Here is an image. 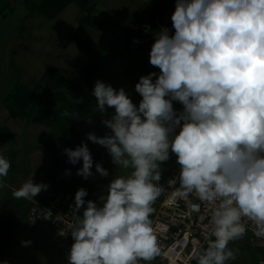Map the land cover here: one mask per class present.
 <instances>
[{
    "label": "clouds",
    "instance_id": "1",
    "mask_svg": "<svg viewBox=\"0 0 264 264\" xmlns=\"http://www.w3.org/2000/svg\"><path fill=\"white\" fill-rule=\"evenodd\" d=\"M171 20L174 35L162 28L150 50L159 75L141 76L135 85L138 106L123 87L95 82L97 111L114 112L102 119L111 133L89 132L87 139L105 147L128 174L116 175L99 203L85 201V188L76 191L75 212L84 210L71 225L67 264H150L161 254L150 217L164 191L162 165L170 153L179 166L176 195L195 193L214 206L197 264L234 260L229 244L246 235L244 218L264 238V0H176ZM173 101L183 105L179 114ZM64 152L73 165L82 159L76 175H93L86 143ZM10 167L0 155V178ZM95 168L109 175L100 163ZM48 187L30 178L12 196L33 200Z\"/></svg>",
    "mask_w": 264,
    "mask_h": 264
},
{
    "label": "rangeland",
    "instance_id": "2",
    "mask_svg": "<svg viewBox=\"0 0 264 264\" xmlns=\"http://www.w3.org/2000/svg\"><path fill=\"white\" fill-rule=\"evenodd\" d=\"M39 1L40 0H18L15 7L19 6L21 9L28 10L29 12H37L39 10L37 9L36 4L40 3ZM125 1L92 0V2H96L101 7L106 8H113L114 6H116V4H122L125 3ZM160 2L165 8L175 10L176 0H160ZM141 4V0H137L129 7L125 5L124 7L128 8L130 11H136L141 8L139 7ZM149 4L150 5L144 7L143 10L149 9V7L153 5V0H150ZM37 13L35 16L38 15ZM40 17L41 18L32 19V21L26 18H21L22 31L20 33L19 39L16 42V38L11 42L10 40L13 36L18 38L15 31L17 30L20 24H18V22L10 16L5 19L4 24L0 27V32L2 33V35H4L3 54L0 58V63L3 72L14 71V74L19 78V83H22L27 87L32 88L33 83L36 82L35 80L40 79L50 67H56L58 69V72L65 78H67V80L72 79L73 81L76 78L75 74L79 76V74L84 70L83 65L87 67L91 65L90 69L92 70V74L94 75L95 72H97L95 76L97 80H100L102 82L104 81L106 84H110L116 90H119L121 87H123L126 93L130 96V98L134 99V104L139 105L140 100L135 96L136 94L133 91L132 87L135 88V85L139 82V78L141 76H146L152 72H155L157 73V75H159L160 72L158 68L152 66L147 60H144L149 59V49H151L149 47H152L155 40L148 41L150 43L147 44L149 46L147 50V45L145 44L148 42H146L137 52L138 55H143V66L142 64H137L134 67L127 69L126 67L128 63L124 58L130 61L138 57V55H129L127 48L124 49V51L119 52L120 56H118V59H116L117 62H119L120 64V67H116V69L118 70V73L116 74H118L119 77H113L111 67L99 64L100 62L98 57L104 60L105 62H108L111 59L109 57L112 54V50H110L111 48L107 49L104 54L96 50L98 43L94 42V40H96L95 37H98L97 33H91V30L87 31V29L83 27L80 29V33L77 34L78 42H70L69 47L65 49L62 44L64 37L59 33L62 31V26H68L69 24L74 25L75 19L71 17L70 13L60 15L52 21L42 16ZM78 24L79 23L77 21L76 26H78ZM122 38L124 40V37ZM104 46L108 47V43L103 42L101 44V47L103 48ZM74 58L75 61L73 62L72 59ZM105 59L109 60L106 61ZM156 78L157 77H153V80H155ZM80 98H83V101H85L87 97L82 95ZM90 98L91 101L95 100L94 102H96V98L94 96ZM69 102H71L70 99L68 103ZM175 102H173V104ZM71 105L72 107H76V105H74L73 103H71ZM31 107L32 106L30 104L29 109H31ZM29 109L27 111H31ZM75 111L77 112L76 109L72 108L62 109L60 110V112L63 113L61 116H52L51 119L47 122L48 124L46 123L48 127L45 130L46 132L49 131V134L43 135L44 142L47 136L50 135V133H53L51 135L54 137V139L61 138L62 135L60 133L66 130L68 124H70L71 122V117H74ZM182 111L183 105L179 102V108L176 112L177 114H179ZM66 112L70 113L71 116L65 115ZM97 114L99 115L100 119L101 117H103V114H101L99 111H97ZM18 120L19 121H15L18 124L22 125V119ZM36 124L37 123L34 124L33 122H31L32 126L27 125L28 128L25 130V127L22 125V131L15 130V132H12L11 137H9L7 133H5V135L2 133V137H4L5 143H3L4 145L1 151L3 152V154H5V156H8L7 158H9V161L11 159H15V161L13 160L14 162L10 161V164H12L10 168H13L15 174L19 172L24 177L30 171L31 164H28L30 156L32 155L30 151L33 149V151L37 152L38 150V143L36 141L37 138L32 135L33 129L35 128L34 126ZM105 128L106 130L104 129L102 133L99 134V136H104L106 134L111 133L110 129H108L106 126ZM96 147H98V145H95V148ZM39 149L44 152V157L48 155V151L50 152V150L45 144L42 148ZM33 158L34 156H32V159ZM96 158L97 157L95 156L93 157V166L91 169L93 175L90 177L86 186L89 189V197L87 201L92 200L94 202L99 203V197L101 195L107 194V185L111 182V180L114 179L116 175H127L128 171L117 169V166L113 164L111 156L108 153L107 149L105 150V152H102V158L99 161L96 160ZM169 159L172 161L173 165L176 164V157L174 154L170 153ZM96 163H100L105 169L108 170L109 175L107 177H101L99 173L96 172ZM166 165L167 161L163 163L162 167H165ZM41 170L37 169L36 172L38 173ZM2 198L3 196L1 195V199ZM25 222V226H27L28 222L26 221V219ZM22 224L23 222L21 223V225ZM21 225L15 231L10 244L4 247L2 253L6 252L8 248L12 247L13 239L16 236L18 237L21 235L19 233L22 227ZM51 234L58 238L57 234H55L54 232H51ZM62 244L63 245L61 246L60 251L56 255L55 260L52 264H67V255L71 248V245L64 241V239H62ZM229 248L234 251L236 258L234 260L228 261V264H255L256 260L261 254V250L257 249L249 241L247 235H245L242 239L231 242L229 244ZM150 264L157 263L153 262Z\"/></svg>",
    "mask_w": 264,
    "mask_h": 264
},
{
    "label": "crops",
    "instance_id": "3",
    "mask_svg": "<svg viewBox=\"0 0 264 264\" xmlns=\"http://www.w3.org/2000/svg\"><path fill=\"white\" fill-rule=\"evenodd\" d=\"M125 1V0H124ZM133 3L137 0H132ZM132 1H125V3L122 4H116L113 8H106L101 7L96 2H92V0H88L86 5L83 6L79 3V1L75 0L67 4L54 18H47L45 15H43L40 11H32L29 12L28 10L21 9L19 6L15 5L17 4L18 0H0V27L4 24L5 19L8 18V16L12 17L14 20L20 24L15 31L17 34V37H12L10 42L13 41L15 38V42L19 39L20 33H21V18L29 19L32 21V19L41 18L40 16L48 19V20H54L60 15L70 13L71 17L75 19L74 25L69 24L68 26H62V31L59 33L60 35H63L64 39L62 41L63 47L66 49L69 47L70 42H78L77 34H79L81 28L87 29V31L91 30V33H97L98 37H95L96 40L94 42L98 43V46L96 47V50L100 53H105L107 49L112 50V54L110 55L109 59H105L108 62H105L101 58L99 59L100 65H105L111 67V71L113 72L112 76L116 77L119 75L116 67L119 66V62H117V57L120 56L121 51H124L127 46L128 42V34H129V24L136 20L138 17V14L143 10L144 7L149 6L150 0H141L142 4L139 6L141 7L139 10L136 11H130L128 8L132 5ZM156 1L158 3V0H153V5L149 7L154 8L156 7ZM39 2H42L40 0ZM78 4V5H77ZM36 13L38 14L37 16ZM78 21V26H76V22ZM19 31V32H18ZM3 36L0 32V58L3 54ZM89 37V36H87ZM124 37V40L123 38ZM69 38V39H68ZM104 40V41H103ZM103 42L108 43V47L104 46L101 47V44ZM150 42L146 43L145 45L149 44ZM148 45L146 47V50L148 49ZM151 48V47H149ZM73 49V48H70ZM149 49V53H150ZM108 52V51H107ZM138 55V54H137ZM127 61V69H130L131 67H134L135 65H141L143 66V55H138L135 59L128 60L124 58ZM149 62V59H144ZM72 61H75V58L72 59ZM150 63V62H149ZM99 65V66H100ZM83 71L78 75L75 74V79L72 81V79L67 80L63 75H61L58 72V69H56V75L57 77L64 78L69 83H77L82 76H84L85 72L90 71L92 78H93V84L95 85V82L97 79L95 78L96 73L93 75L92 70L90 69V66L83 65ZM9 68V67H8ZM9 70V69H8ZM15 77V78H14ZM38 80V79H37ZM35 80V81H37ZM19 78L14 74V71H5L3 72L2 66L0 63V155L5 156L3 152L1 151L3 148L4 137L3 134L7 133L9 137H11L12 132H15V130L22 131V125L27 129V125H31V122L34 124L37 123L33 129V134L37 139L38 143V150L33 151V149L30 151L31 156L28 164H31L30 171L26 176H22L19 172L15 174L13 168L9 169L8 175L6 177L0 178L2 180V183L4 184V187L0 188V210L1 209H11L16 211L17 214V228L21 225V230L19 233L23 236H16L13 239L12 247L8 248V250L4 253L3 249L0 253V264H2L3 261H8L9 264H52L55 260L56 255L60 251L62 244V239L60 237H55L51 234L52 231L43 230V229H37L36 227H30L29 225H26L25 219L28 222L27 219V210L28 207L31 204L32 200H25L20 199L17 200L12 196V193L14 190L18 189L24 182H26L28 179L32 178L34 183H46L48 184V179L46 176L47 169L52 161V154L51 152H47L48 155L44 157V152H42L39 148H42L45 144L43 135L49 134L46 132V128L48 127L46 123H38L35 121H28L25 118H20L19 116L14 117L11 114V110L9 109L7 105V98L9 94H11L12 90L16 87V85L19 83ZM104 82V81H103ZM36 82L33 83V86ZM105 83V82H104ZM128 85V83H127ZM130 86V85H129ZM133 91L135 92V96L141 100L142 97L139 93L135 91V88H133ZM95 100H93L94 102ZM132 101L134 103V99L132 98ZM175 102V101H173ZM172 102V103H173ZM138 106V105H137ZM173 108L177 111L179 108V102L176 101L173 104ZM97 108H96V102L93 103L91 115L92 120L88 123L79 122L77 118L71 117L70 124H68V127L65 131L61 132L62 135L61 138L56 139L57 141H61L63 144H72L74 145V148L77 146H80L77 144V142L82 141V143L90 142L92 144V158L95 156L97 157L96 160H100L102 158V152H105V147L95 144L92 141H89L86 137V135L89 132L95 133L97 136L102 133V131L106 128L102 124V119L111 118L112 113L114 112V109L108 108L106 113H103V117H99L97 114ZM70 118V117H69ZM18 119H22V125L18 124L15 120L19 121ZM32 126V125H31ZM3 133V134H2ZM63 133V134H62ZM53 133H50V135L47 136L46 140L51 137ZM53 137V136H52ZM45 140V141H46ZM85 142H84V141ZM35 142V141H34ZM95 145H98V147L95 148ZM32 148V147H31ZM32 156L34 158L32 159ZM6 158L8 156H5ZM9 160V158H7ZM15 161V159H13ZM12 159L10 161H13ZM95 160V161H96ZM13 161V162H14ZM172 163V161L169 159L167 163ZM12 165V164H11ZM37 169H42L38 173L36 172ZM44 169V170H43ZM91 177V176H90ZM88 178V181L90 179ZM87 181V183H88ZM86 183V185H87ZM49 185V184H48ZM51 192L50 187H48L47 190H42L37 196H35L33 199L44 197L49 195ZM1 195L3 198L1 199ZM89 197V196H88ZM86 207V206H85ZM15 230V231H16ZM14 235V234H13ZM13 237V236H12ZM11 237V239H12ZM11 239L8 244H10ZM21 241H31V244L28 246H22ZM7 244V245H8ZM6 245V246H7ZM35 260V261H34Z\"/></svg>",
    "mask_w": 264,
    "mask_h": 264
},
{
    "label": "built area",
    "instance_id": "4",
    "mask_svg": "<svg viewBox=\"0 0 264 264\" xmlns=\"http://www.w3.org/2000/svg\"><path fill=\"white\" fill-rule=\"evenodd\" d=\"M174 10L165 8L160 0L157 6L142 10L137 19L129 25L127 51L133 56L148 41L155 40V34L166 27L174 35L171 16ZM163 168L161 186L164 191L152 205L151 214L153 232L158 241L161 254L150 263L157 264H197L196 254L207 247V238L211 230L213 205L201 201L195 193L179 197V166L167 163ZM79 188L89 189L85 185H74L49 195L33 199L27 211L28 225L38 229L49 230L73 244L71 225L76 214L82 215L83 208L75 212V193ZM86 206V204H85ZM84 206V207H85ZM247 224L249 241L261 250L255 264H264V238L255 235V225L244 218ZM214 239V237H212ZM139 264H146L140 261ZM228 264V263H227Z\"/></svg>",
    "mask_w": 264,
    "mask_h": 264
},
{
    "label": "trees",
    "instance_id": "5",
    "mask_svg": "<svg viewBox=\"0 0 264 264\" xmlns=\"http://www.w3.org/2000/svg\"><path fill=\"white\" fill-rule=\"evenodd\" d=\"M72 1L75 0H43L36 4V7L47 18H54ZM77 1L85 6L88 0ZM129 35L130 32L128 37ZM93 89L94 84L90 71L85 72L77 83H69L64 78L57 77L56 69L50 67L32 88L18 83L9 94L7 105L14 117L19 116L38 123H47L52 116H61L63 113L60 110L72 108L77 110L74 115L79 122L88 123L92 120L90 113L93 100L91 101L90 97L93 96ZM82 95L87 97L83 103L76 104L73 102ZM69 99L71 102L68 103ZM71 103L76 107H72ZM30 104L31 109H29ZM28 109L31 111H27Z\"/></svg>",
    "mask_w": 264,
    "mask_h": 264
},
{
    "label": "water",
    "instance_id": "6",
    "mask_svg": "<svg viewBox=\"0 0 264 264\" xmlns=\"http://www.w3.org/2000/svg\"><path fill=\"white\" fill-rule=\"evenodd\" d=\"M77 144L81 145L82 141H78ZM86 144L92 153V144L90 142ZM45 145L52 154V161L46 172L51 191H59L74 185H85L87 183L88 179L76 175L77 170L82 167V159L73 165L68 162V157L64 152L65 148L75 149L74 145L63 144L52 136L45 141ZM16 219V211L7 208L0 210V253L15 233Z\"/></svg>",
    "mask_w": 264,
    "mask_h": 264
}]
</instances>
